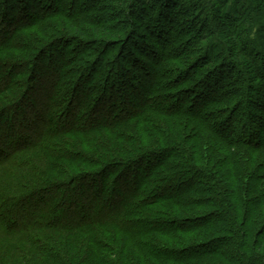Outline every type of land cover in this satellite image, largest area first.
<instances>
[{
  "label": "trees",
  "instance_id": "1",
  "mask_svg": "<svg viewBox=\"0 0 264 264\" xmlns=\"http://www.w3.org/2000/svg\"><path fill=\"white\" fill-rule=\"evenodd\" d=\"M29 1L0 0V7L17 6L21 2L29 5ZM148 1L142 0L143 12L159 11L155 4L149 6ZM126 14L130 26L134 25L138 17L146 21L134 7ZM162 15L161 9L157 16L150 17L147 29L158 37L164 27ZM227 15L229 19L232 18ZM104 20L106 22V18ZM186 22L189 27L185 31H190L188 35L193 36L197 32L196 23L190 19ZM1 26L7 28L4 23ZM110 26L118 28L116 24ZM181 30L173 27L170 33L167 32L168 48L183 46L193 39L182 32L180 35ZM138 31L122 25L115 32L118 34L116 37L123 36L120 42L139 36L146 38ZM4 32L0 31V37L4 36L2 39L5 40L0 42L2 49L6 47V42L13 41ZM202 36H197L199 39L193 42L194 45L190 44L189 50L185 48L193 57L189 61L195 65L196 62L211 60L210 65H215L213 55L210 57L208 52L205 56L202 52L198 53L199 49H205L201 46ZM136 62L138 59L135 58L133 64L139 65ZM228 68V65L217 67L191 90L193 96L208 95L212 98L210 101L214 99L216 104L224 103L226 107L218 112H211L212 107L202 106L199 109L196 102L190 105V100L178 102L179 105L173 110L148 105L142 110L145 113L187 117L195 121L199 131L187 136L191 142L198 141L196 136L205 137L210 132L213 137L210 138L218 143V147L245 151L248 155L245 159L251 168H246L241 162L240 169L239 160H232L236 161L233 162L236 165L233 174L223 173L220 168L211 171L199 166L192 152L180 141L169 140V147L163 148V142L158 140L159 143L150 146L146 138L148 134H145L143 138L124 137L125 140H118L124 142L121 144L116 140L110 141L111 145L108 144L112 147L107 148L110 152L106 157L102 155L106 160L99 158L92 170L87 169L80 176L58 181V174H63L59 173L61 166H58V160L69 163L82 161L79 152L68 154L52 150L53 147L57 148L58 140L65 134L78 132L67 122L69 117L63 120L61 128L54 126L55 115H52L42 127L38 128L39 124L33 122V128L27 129L22 120L10 122L17 115L8 118L12 110L25 111L24 101L11 104L10 95L5 105L7 109L0 103V264H264V245L260 243L261 246L257 248L252 243V246V229L246 227L250 223L260 224L262 228L258 234L261 242H264V215L253 219L256 208L263 205L264 195L253 198L250 193L252 190L257 192L259 187L252 186L253 180L264 182V118L253 110L258 104L250 99L247 84L250 78L243 69L239 74L241 67L235 68L238 74L234 80L224 85L214 82L217 73L227 72ZM53 76L51 74L50 83L54 80ZM85 85V77H81L76 90H81ZM102 85L106 90L107 84L102 82ZM156 86L152 84V94L157 90ZM13 88L10 82H1L0 97L2 93L9 94ZM56 90L64 92L59 83ZM47 92L42 95L44 99L49 95ZM25 93L29 96L31 91ZM202 96H196L195 101H200ZM186 103L189 104L185 106ZM117 104L112 106L117 110L114 120L109 118L110 111H103L102 128L112 131L118 138L122 134L116 133L128 124L120 123L123 119L131 120L128 115H134L130 113L135 107L130 100ZM106 106L109 107V104ZM47 112L49 116L53 114L52 109ZM120 115L126 116L122 118ZM37 116L44 121L42 115ZM95 125L91 119L84 125L82 132L96 131L98 126L95 128ZM34 130L36 134L32 136ZM121 154L123 158H120ZM67 171L71 172L69 166ZM125 177H128L127 182L123 181ZM240 184H246L242 191L237 188ZM109 188L110 191H107ZM243 190L249 191L250 195L246 191L243 195L238 194V191ZM123 193L126 196H122ZM233 199L243 202L242 212L236 208ZM161 208L175 218L169 221L161 218L166 214L158 211ZM21 211V215L17 216V212ZM198 214L191 219L192 215ZM191 232H201L207 237L215 233L217 237L203 242L195 241V244L186 241L188 246L178 251L168 250V238L179 240L184 237L183 234ZM108 254L115 255V259H110ZM216 258L222 259V263L214 261Z\"/></svg>",
  "mask_w": 264,
  "mask_h": 264
},
{
  "label": "rangeland",
  "instance_id": "2",
  "mask_svg": "<svg viewBox=\"0 0 264 264\" xmlns=\"http://www.w3.org/2000/svg\"><path fill=\"white\" fill-rule=\"evenodd\" d=\"M102 1L30 0L29 5L21 2L17 6L0 7V31H5L4 34L13 39L11 43L4 44L6 47L0 48L1 82H10L14 86L9 94H1L0 103L4 107L11 95V104L22 100L24 101L23 105L26 106L24 112L23 110H12L8 118L13 115L17 116L10 119V122L22 120L27 129H32L33 122H36L39 124V128L47 122L48 118L55 115L54 126L63 127V120L69 117L67 122H70L71 127L78 130L73 134H65L58 140L57 148L53 147L52 149L57 153L79 152L82 155V161L76 163L58 160V166H61L59 173L63 174H58L56 180H67L70 176H80L87 172V169L92 170L94 162L99 161V158L106 160V158H102V155L106 157L110 152L107 150L112 147L110 141L116 140L121 144L124 142L118 140L133 137L143 138L145 134H148L146 138H148L150 146L156 142L159 143L158 140L163 142L161 144L163 148L169 147L167 142L169 140L184 143L185 146H183L192 152L194 159H197V164L211 171L220 168L223 173L233 174L236 169L233 162L236 161L232 160L237 159L240 169L242 168L241 162L246 168H251V164L245 159L248 156L245 151L239 149L236 152L218 147V143L210 138L212 137L210 132H207V136L204 134L205 137L196 136L195 139L198 141L191 142L190 137L187 136L199 131L198 123L195 121L187 117H171L154 112L145 113L142 107L148 105L152 108L160 107L164 110H173L179 105L178 102L183 103V101L190 100V105L196 102V107L199 109L202 106L209 109L212 107L211 112H218L226 107L224 103L216 104L214 99L210 101L212 99L210 96L203 97L199 94L196 96H202V99L195 101L197 97L191 94V90L196 83L202 81L204 76L217 67L224 68L228 65L227 72L217 73L214 82L224 85L234 80L238 74L235 68L241 67L239 74L243 69L250 78L247 83L250 99L258 104L253 110L256 115H261L264 118V0H146L149 2V6L155 4L159 11L162 9L164 27L161 29L159 37L147 30L152 16L158 15V10L143 12L142 0ZM132 7L146 21L138 17L135 18L134 25L130 26L126 13ZM227 14L232 18L229 19ZM226 17H228L226 20H221ZM104 18H106V22ZM187 19L196 23L197 32L193 36L188 35L190 31H185L189 27ZM112 20L115 21L110 22ZM2 23L7 28H3ZM111 24L118 25L117 29L122 28V25H126L129 30L135 28L141 31V36L146 35L147 38L150 35V38L144 40L146 38L139 36L134 40L127 39L120 42L123 36L122 38L116 37L117 29L112 28ZM173 27L174 29L182 28L179 31L180 35L187 34L193 39L183 46L177 45V47L168 48L167 32L170 33ZM13 33L15 34L13 35ZM198 33L203 34L200 37L202 39L201 46L205 47L201 51L198 48V53L202 52L205 56V53L208 52L210 57L213 55L215 65H210L211 60L196 62L195 65H193V61H189L191 52L185 48L188 47L189 50L194 45L193 42L199 39V37L197 38L200 35ZM172 34L176 35L174 30ZM2 37H0V42L5 41ZM138 42L141 43L138 44ZM44 43H46L45 46H43ZM217 57H219L218 60ZM135 58L138 59L139 63H136L139 65L133 64ZM221 61L225 64H219ZM51 74H54L52 83L49 80ZM81 77H85L87 85L82 86L81 90H76L78 88L76 85L78 83L79 86ZM102 82L107 84L106 90ZM58 83L64 92L56 90ZM153 83L158 86L152 94ZM27 90L31 91L29 96L25 93ZM45 91L49 95L44 99L42 95L46 93ZM182 93H184L183 96ZM170 95L174 97H170ZM206 97L208 98L206 99ZM129 100L133 101L135 110L130 114L134 115H128L131 120H122L120 124L123 125L126 122L128 124L116 133L122 134L117 138L112 131L103 130L102 118L105 116L103 111L105 109L110 111L109 118L114 120L113 117L117 110L112 106L117 102L119 105L122 101ZM189 103H186L185 106ZM107 104L109 107L106 106ZM51 109L53 114L49 116L47 111ZM7 114L9 113L7 112ZM37 115H42L44 121L38 119ZM120 116L123 118L126 115ZM91 119L98 129L91 133H83L82 128ZM34 134H36V130L31 133L32 136ZM211 147H215L217 150ZM119 155L117 156L119 157ZM123 157L124 155L121 154L120 158ZM68 166L70 173H67ZM127 178L125 177L123 181L127 182ZM245 186L246 184H240L237 188L242 191ZM252 186H259L257 192L250 191L253 198L264 195V182L253 180ZM107 191H110V188ZM241 191H238V194L243 195L245 191L249 194L247 190ZM122 196H126L125 193ZM233 200L237 204L236 208L242 212L243 202ZM158 211L166 213L161 216L165 220L169 221L175 218L172 214H167L166 209L161 208ZM208 211H212V209ZM21 213L22 211L17 212L16 215L20 216ZM263 215L264 201L263 205L254 211L253 219ZM197 216L199 214L192 215L191 219ZM246 227L252 229L250 231L251 245L255 243L257 248L261 244L264 245L258 234L262 226L250 223ZM183 235V238H179L180 241L176 238H168V245H166L168 250L178 251L180 248L188 246L187 242L195 244V241L203 242L208 238L210 240L217 237L215 233L207 237L201 235V232ZM108 257L115 259V255L108 254ZM214 261L222 263V259L219 258Z\"/></svg>",
  "mask_w": 264,
  "mask_h": 264
}]
</instances>
